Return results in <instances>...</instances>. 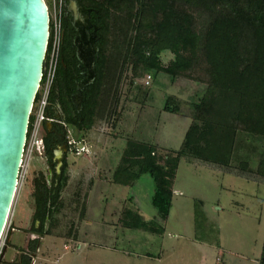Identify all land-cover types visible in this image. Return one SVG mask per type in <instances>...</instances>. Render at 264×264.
Returning <instances> with one entry per match:
<instances>
[{
  "label": "trees",
  "instance_id": "1",
  "mask_svg": "<svg viewBox=\"0 0 264 264\" xmlns=\"http://www.w3.org/2000/svg\"><path fill=\"white\" fill-rule=\"evenodd\" d=\"M82 1L92 9L91 20L99 27L96 78L80 90L82 100L76 105L74 95L82 78L76 55L77 29L64 8L63 62H59L47 114L54 118L55 108L60 106L66 114L65 126L48 130L43 125L44 156L53 166L56 150L69 146L70 127L83 132L112 118L118 100L115 83L119 84L126 69L133 73L132 79L144 71L162 72L172 80L188 77L205 82L207 89L197 105L199 116L188 127L180 149L129 137L115 172L114 180L120 184L151 175L155 182L152 203L166 220L180 161L207 168L228 167L246 135L264 142V0ZM203 13L208 19L199 29L197 21ZM165 52L173 54L168 64L163 62ZM171 100L168 96L163 109L176 113L179 106H173ZM117 123L111 122L113 126ZM241 163L243 172L255 171L249 162ZM67 167L65 160L61 175L53 172L48 179L40 171L33 179L32 227L38 221L42 235L53 234L57 215L66 210L61 195L69 180ZM256 173L264 177V152ZM124 216L132 228L164 229L157 220H153L156 224L144 220L130 208ZM259 264H264V243Z\"/></svg>",
  "mask_w": 264,
  "mask_h": 264
},
{
  "label": "rangeland",
  "instance_id": "2",
  "mask_svg": "<svg viewBox=\"0 0 264 264\" xmlns=\"http://www.w3.org/2000/svg\"><path fill=\"white\" fill-rule=\"evenodd\" d=\"M66 2L69 1L46 0L50 18L55 6L58 9L62 5L64 10ZM207 19L204 13L198 17L199 29L205 26ZM162 58L164 64H168L173 54L165 52ZM132 76L133 73L126 69L119 84L115 83L118 100L114 111L110 113L112 118L98 121L90 130H72V137L78 146L85 144L93 147L94 153L89 155L97 161L99 173L109 181H115L114 170L121 162L129 137L155 141L165 149H180L188 127L199 116L197 105L207 89L205 82L188 77L172 80L162 72L154 74L140 71L134 79ZM148 79L150 83H147ZM168 96H172L173 106H179L178 112L164 111ZM117 121L119 123L112 126L111 122ZM241 140L237 156L228 167L220 165L209 169L182 160L175 179L178 192L175 194L174 209L164 234L152 235L145 230L131 229L124 220L119 223L118 217L114 218L110 212L115 206H120L126 196L138 190L137 184L134 187L128 184H107L97 176L91 184L92 189L88 190V185H85L80 190L83 195L87 192L90 194L85 213L76 215L74 211L71 218L69 213H65L66 223L62 225L63 228L59 229L58 226V229H53V233H60L63 240L53 236L46 239L47 246L43 248L44 254L49 255L46 264H57L58 260L61 264H99L101 262L98 261L104 259L102 264H223L221 259L219 261L221 257L225 264H258L257 258L262 253L264 242V177L257 174L256 170L262 159L264 142L248 135ZM85 160L86 155L76 154L74 150L70 152V163L83 164ZM243 160L249 162L255 171L243 172ZM50 169L53 166L48 164L44 154H35L30 165L21 168L9 226L0 240V258L9 245L8 238L13 225L17 230L13 234L7 256L13 253L17 245L22 244L24 233L29 234V230H20L30 225L34 215L33 179L40 171L52 174ZM140 180L139 188L143 187L145 191L155 184L149 174ZM139 193L137 191L136 195ZM196 198L207 203L206 213L195 214ZM143 199L156 210L147 197ZM146 206L144 203L143 210L148 213L146 219L155 223V216L149 214ZM105 207L108 213L103 216ZM73 220L83 226L84 235H91L90 226L96 238L99 233L104 234L105 238L118 236L115 240L118 241L119 251L113 254L94 249L84 256L73 244L66 250L64 246L74 233V229L69 228L70 223L74 227ZM133 238L137 240L136 244ZM126 251L131 254H125ZM146 252L152 253L154 257L145 255ZM158 254H162L161 258L156 256Z\"/></svg>",
  "mask_w": 264,
  "mask_h": 264
},
{
  "label": "water",
  "instance_id": "3",
  "mask_svg": "<svg viewBox=\"0 0 264 264\" xmlns=\"http://www.w3.org/2000/svg\"><path fill=\"white\" fill-rule=\"evenodd\" d=\"M67 1L66 8L75 11L70 7L71 0ZM77 3L90 23L91 10L81 0ZM74 17L73 25L80 30L83 25L77 22L76 14ZM49 36L50 13L46 0H0V240L18 190L31 111L44 72ZM97 37L95 31L92 40L95 47L89 58L92 77L87 84L96 78Z\"/></svg>",
  "mask_w": 264,
  "mask_h": 264
},
{
  "label": "crops",
  "instance_id": "4",
  "mask_svg": "<svg viewBox=\"0 0 264 264\" xmlns=\"http://www.w3.org/2000/svg\"><path fill=\"white\" fill-rule=\"evenodd\" d=\"M78 106H79V103H78ZM59 111H61V107L60 106L55 108V112H56L55 116H56L57 112H59ZM86 146L88 148V152L80 154V155H86L87 156V160H85V162L83 164H77L75 162L70 163L69 162L70 154L68 155V158H67V162H68L67 172H68V175H69V180H68L67 186L64 188V190L62 192V195H61V199L63 200V202H65L66 210L60 212L57 215V218H59V222H58L57 226L55 227L56 229H58V226H60L59 229H62L63 228L62 225L66 223V218L64 216L65 213H67V215L69 213V218H71L72 212H74V211H76V213H75L76 215H79V214L83 215V213H85V211H86L85 207L88 206V204H86V203L90 199V194H88V192H87V193H85L83 195V194H81L80 190L83 189L85 185L86 186L88 185V187H89L88 190H90V188L92 189L91 184H93V182H94V180L96 179L97 176L99 178H102L103 180H105V182L107 184L108 183H114V184H119L120 185V183H117V182H115L113 180L109 181L107 179V177H103L99 173V171H100L99 169L100 168L98 167L97 161L93 160L92 157L89 155V154L92 155V153H94V151L92 150L93 147L91 145H86ZM181 162L182 161H180V164H181ZM180 164H179V166H180ZM119 165L120 164H118L116 166V169L114 170L115 172H116L117 168L119 167ZM199 166H201V165H199ZM51 171L52 170L50 169L49 172L51 173ZM178 171H179V167H178V170H177V174H178ZM177 174H176V178H177ZM145 175L146 174L142 175L138 180L132 182L131 184H128V186H133V187L137 184V188H138L137 191H139L140 193L138 195H136L137 191H135V193H133L131 196H129V197L126 196V198H124L122 200V204L120 206H115V208L113 207L114 209L110 213H111V215L112 214L114 215V218L118 217L119 223H122L123 220H124V222L126 220V219H124V217H125L124 215H125L126 209L130 208L134 212L140 214L143 217L144 220H147L146 219V215L148 213H146L143 210L144 203H145V206L147 205L146 206L147 211H150L149 214H151V216H155L153 219L157 220L158 223H160V225H162L164 227L163 231L162 232H153V231H148V230H146L144 228H135V227L134 228L131 227V229L145 230V231H147L149 233H152V235L164 234L166 232L167 225H168V222L170 220V216H171V214L173 212V209H174L175 194H177V192H178L176 190V183L174 182V186H173V198H172V207L170 209V213H169L167 219L163 220L160 217V214H159L157 208L152 203V197H153V194L155 192V184L152 185V187L148 191H145L143 187L139 188V180L143 179L145 177ZM51 177H52V174H47V178L48 179H51ZM94 185H95V183H94ZM125 186H127V185H125ZM66 191H67V193H65ZM145 197H147V200H149L151 202L152 206L157 211L153 210L151 207H149V205L147 204V201H144V199H143ZM32 203H33V212H34L35 205H34L33 201H32ZM74 205H76V206H74ZM206 205H207V203L203 199L196 198V200H195V208H194L195 214H204V213H206V211H205L206 210L205 209ZM68 209L69 210L72 209V210L68 211ZM107 213H108L107 212V208L105 207V209L103 210L102 215L104 216ZM150 220L148 219V221H150ZM88 222L91 223L92 221H88ZM12 223H14V216H13ZM73 223H74V227L72 226V223H70V225H69L70 227L69 228L72 227V229H74V233H73L72 236H69L68 243L65 241L66 244H65L64 247H66L65 248L66 250H69L70 246L73 244L74 246H76V248L78 250L81 251L82 255L84 254V256H85L86 253H89V252L92 253V250H94V249H102V250H104L106 252L109 251V252H111L113 254L116 253V251H119V249H118V241L115 240V237H118V236L114 235V237H112V238H111V236H107V238H105L104 234H100L99 233V235L96 238L95 235L93 234L94 231H92L90 226H88V227L90 229L91 235H84L85 231H83V226L82 227H81V225L79 226V222L75 221V220H73ZM36 224H40V223L37 221ZM31 225H32V221H31L30 225L24 227L23 230H20V231L28 230L31 227ZM89 225H91V224H89ZM126 229H128V228H126ZM15 230H17V227L15 225H13L12 229L10 230L11 232H10V235H9V238H8V244L9 245L7 246V248L5 249V252L2 255V259L4 258L8 263H11V264H18V263L20 264L23 261L29 262V264H46L48 256H49V255H45L44 254V250H43V248H45V246H47L46 245V239L48 237L53 236L54 238L56 237V238H60V239L63 240V236L60 233H53V234H49V235L48 234L47 235H43L42 238H41L40 246L37 249V253H35L33 258L25 257L23 259V261L19 260V262H18V256L20 255V250L19 249H21L20 246L22 247V245L23 246H25V244L27 245L28 239L34 238L35 236L32 235L31 233L28 234V232L24 233L25 236H24L23 240L21 241L22 244L17 245L15 247L13 253L10 256H7V252H8L10 243L12 242L13 234H14ZM123 231H124V235H125L126 232H125V230H123ZM134 240H135L134 244H136L137 240L136 239H134ZM131 241H132V239H131ZM52 247H53V245H52ZM53 250H54V248H53ZM80 251H78V252H80ZM78 254L80 255V253H76V255H78ZM125 254L130 255L131 252L126 251ZM145 255L150 256V257H154L152 253H148V252H146ZM261 255H262V253H261ZM261 255H260V257H261ZM102 256L103 255H101L100 257H102ZM156 256L161 258L162 254H158ZM260 257L257 258L258 264H259ZM220 259L222 260V263L225 264V262L223 261V257L219 258V261H220ZM44 261H45V263H44ZM104 261H105V259L104 260H99L98 263L101 262L99 264H102ZM57 264H61V262L58 260Z\"/></svg>",
  "mask_w": 264,
  "mask_h": 264
},
{
  "label": "built area",
  "instance_id": "5",
  "mask_svg": "<svg viewBox=\"0 0 264 264\" xmlns=\"http://www.w3.org/2000/svg\"><path fill=\"white\" fill-rule=\"evenodd\" d=\"M55 5V4H54ZM63 7L55 11L52 18H50V36L47 47V54L44 63V72L41 79V84L37 91L35 102L31 111V120L28 131V138L25 145L23 162L21 168L30 165L31 159L35 154L43 155L45 152V141L43 137V125L45 122L52 121L54 118L47 114V108L50 104L49 98L52 90L53 83L55 82L58 66L62 51L63 41ZM149 79L147 83H149ZM76 140L71 138L72 150L76 154H82L88 151L85 144L78 146ZM21 171V170H20ZM9 226V222L7 226ZM4 235V234H3Z\"/></svg>",
  "mask_w": 264,
  "mask_h": 264
},
{
  "label": "flooded vegetation",
  "instance_id": "6",
  "mask_svg": "<svg viewBox=\"0 0 264 264\" xmlns=\"http://www.w3.org/2000/svg\"><path fill=\"white\" fill-rule=\"evenodd\" d=\"M87 9L91 10V12H90V20H91L92 9H90V8H87ZM66 12H67V15L72 16V20L74 21L75 11L70 10L69 8L68 9L66 8ZM76 13H77V16L79 18L78 22H80V24L83 25L80 27V30L78 28H76L77 29V35L75 37L76 55H77V58L79 60V67L81 69V74H82V78L78 81V89L79 90L74 95L75 103L78 105L80 100H82V94H81L80 90H82L86 85L89 84V83L87 84L86 82H87V80L91 79V77H92L91 76L92 75L91 70H90V62H89L90 52H88L86 50L85 53H83L81 51V49L86 47V45H88L90 50L92 51V49L95 47V45L92 44V40H93L95 31L97 32V35H98V37L96 38V45L97 46H98V41H99L100 37L98 34V30H99L98 25L95 24L92 20L90 23L87 22L86 19L84 20L82 18V15L80 13L78 14L77 11H76ZM96 28H97V30H96ZM98 53L96 54V57H97ZM80 55H82V57ZM61 57H62V55H61ZM61 57H60V62H63V59ZM95 62H96V60H95ZM65 118H66V114L61 109V111L57 112L56 116H54V120L44 123L45 128H47L48 130H51L52 128L55 129V128H58L61 126H65V122H64ZM43 128H44V126H43ZM72 130L74 131L75 129L70 127L69 135L67 136L69 146L67 147L66 145H64V147L57 149L55 152V155H54L55 164L53 165V169H51V170L53 172H55L56 175H61L62 170H63V166H64V162H65V160H67L70 152H72V146L70 143L71 138L74 139L72 137V133H73ZM74 140H76V139H74ZM28 230L30 231L29 233H31L35 237L28 239L27 245L25 244V246H23V245H22V247L20 246L21 249H19L20 255L18 256V262H19V260H22L25 257L33 258L35 253H37V249L39 248L40 243H41V238L43 235L41 233L40 224H35L33 227L31 225V228H29ZM0 264H11V263H8L4 258L2 259V257H1L0 258Z\"/></svg>",
  "mask_w": 264,
  "mask_h": 264
},
{
  "label": "bare ground",
  "instance_id": "7",
  "mask_svg": "<svg viewBox=\"0 0 264 264\" xmlns=\"http://www.w3.org/2000/svg\"><path fill=\"white\" fill-rule=\"evenodd\" d=\"M70 7L73 8V9L75 10V14H76L77 22H78V19H79V18H78V16H77L76 11L78 12V14L80 13V14L82 15V18H83L84 20L87 18V16L84 15V13L81 11V7L78 5L77 0H71ZM77 8H78V9H77ZM81 15H80V16H81ZM82 21H83V20H82ZM78 23H79V22H78ZM86 50H87L88 52L91 53V50H90V48H89L88 45H86V47H84V48L81 49V51H82L83 53H85Z\"/></svg>",
  "mask_w": 264,
  "mask_h": 264
}]
</instances>
